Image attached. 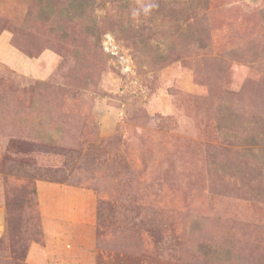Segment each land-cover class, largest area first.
<instances>
[{
	"label": "rangeland",
	"instance_id": "obj_1",
	"mask_svg": "<svg viewBox=\"0 0 264 264\" xmlns=\"http://www.w3.org/2000/svg\"><path fill=\"white\" fill-rule=\"evenodd\" d=\"M70 2L0 0V264H264V0Z\"/></svg>",
	"mask_w": 264,
	"mask_h": 264
},
{
	"label": "trees",
	"instance_id": "obj_2",
	"mask_svg": "<svg viewBox=\"0 0 264 264\" xmlns=\"http://www.w3.org/2000/svg\"><path fill=\"white\" fill-rule=\"evenodd\" d=\"M71 2L69 3L68 7L64 8L63 10L67 9V15H68V19L71 20H77V18L80 17V15H84L85 16V8L88 7L89 2L88 0H70ZM197 1V0H196ZM199 1V0H198ZM88 4V5H87ZM197 4V3H196ZM194 5L193 4H189L188 10H190V17H198L199 14H202V12L205 10V4L201 3L199 5ZM49 8V7H48ZM50 8L48 9V13L50 14ZM60 13L61 12H57Z\"/></svg>",
	"mask_w": 264,
	"mask_h": 264
},
{
	"label": "clouds",
	"instance_id": "obj_3",
	"mask_svg": "<svg viewBox=\"0 0 264 264\" xmlns=\"http://www.w3.org/2000/svg\"><path fill=\"white\" fill-rule=\"evenodd\" d=\"M152 7V5H149L148 7H145L144 9H143V11H144V13L145 14H147L148 12H149V9ZM136 15H138V12H133V16H136Z\"/></svg>",
	"mask_w": 264,
	"mask_h": 264
}]
</instances>
